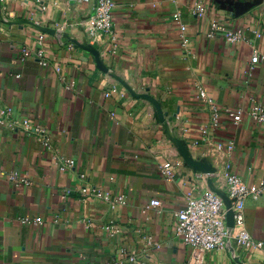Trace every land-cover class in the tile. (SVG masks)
<instances>
[{
  "label": "crops",
  "instance_id": "crops-1",
  "mask_svg": "<svg viewBox=\"0 0 264 264\" xmlns=\"http://www.w3.org/2000/svg\"><path fill=\"white\" fill-rule=\"evenodd\" d=\"M116 3L114 34L102 36L89 30L95 0H0V264H264V249L206 251L175 233L190 196L225 192L231 171L264 175V126L247 114L264 102V60L250 68L264 53V0ZM213 23L243 38L211 36ZM227 108L246 111L242 121ZM151 199L162 205L144 213ZM245 227L264 242V195L246 200Z\"/></svg>",
  "mask_w": 264,
  "mask_h": 264
},
{
  "label": "built area",
  "instance_id": "built-area-1",
  "mask_svg": "<svg viewBox=\"0 0 264 264\" xmlns=\"http://www.w3.org/2000/svg\"><path fill=\"white\" fill-rule=\"evenodd\" d=\"M80 2H89L90 0H78ZM95 11L89 18V30L92 35L100 34L102 36H113L114 34V14L117 7L116 0H95ZM194 13L203 16L206 13L205 6L198 5L194 8ZM174 20L182 31V41L186 45L188 38L185 35L187 26L182 22L179 13L174 14ZM217 31H223L227 38L232 42L240 41L243 38V29L238 28L235 30L226 29L218 23H213L210 31V35L214 36ZM31 55V50L28 48L23 49V60ZM38 56L43 57V51H38ZM264 60V53L256 52L252 57V63L250 68L254 69V66ZM42 64H46L45 61H41ZM57 70H61L57 67ZM107 97L110 93L106 94ZM205 93H202V97H205ZM211 110L213 114L212 125L218 126L220 122L221 112L217 106H215L211 100ZM231 116L235 123L238 124L242 121L246 111L244 110H232L227 108L225 111ZM247 114L251 119L264 126V102L254 101ZM23 126L27 131L31 130L30 124L25 121ZM34 131L43 137L44 144L51 149V142L49 137L45 134V131L39 129ZM223 147V144H220ZM234 144L228 145V150H233ZM59 169L62 171L71 170L75 168L76 161L73 158L65 156H56ZM228 169H231L230 165ZM162 173L168 178L173 177V170L169 164L161 165ZM2 170L0 168V176ZM13 181L28 183L24 180L18 181L15 175H11ZM227 187L226 194L230 200V207H227L222 195L218 192L211 190L200 196H190L186 203L177 210L175 216V233L180 237L186 245L192 246L197 249L211 251L216 249H227L233 241L243 250H255L264 249V242L255 239L248 229L245 227V207L246 200L248 198L258 199L264 195V175L254 182H246L239 174L235 172H229L227 174ZM93 195L99 198L107 199L112 207L118 204H125L126 197L120 195L114 199L105 194L103 191L93 189ZM162 201L159 199H151L146 205L143 212L147 213L151 208L160 209ZM232 211L234 225L228 224V212ZM20 221L24 225H39L43 223L42 217L24 216L20 218ZM134 256L130 257V260L134 261Z\"/></svg>",
  "mask_w": 264,
  "mask_h": 264
},
{
  "label": "water",
  "instance_id": "water-1",
  "mask_svg": "<svg viewBox=\"0 0 264 264\" xmlns=\"http://www.w3.org/2000/svg\"><path fill=\"white\" fill-rule=\"evenodd\" d=\"M213 190L216 191V192H218L220 195H222L223 198H224V200H225V203H226L227 207H230V204L231 203H230V200H229L226 192L219 191L218 189H213ZM228 224L230 226H233L234 225L233 214H232V211L231 210L228 212Z\"/></svg>",
  "mask_w": 264,
  "mask_h": 264
}]
</instances>
